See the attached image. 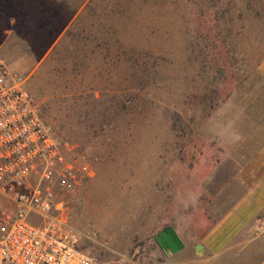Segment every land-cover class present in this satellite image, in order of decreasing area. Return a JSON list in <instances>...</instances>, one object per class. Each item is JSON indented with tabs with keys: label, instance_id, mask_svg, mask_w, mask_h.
Instances as JSON below:
<instances>
[{
	"label": "rangeland",
	"instance_id": "rangeland-1",
	"mask_svg": "<svg viewBox=\"0 0 264 264\" xmlns=\"http://www.w3.org/2000/svg\"><path fill=\"white\" fill-rule=\"evenodd\" d=\"M263 57L264 0H0V63L73 168L49 188L94 264L260 259L262 216L199 251L258 146ZM167 227L175 254L156 241Z\"/></svg>",
	"mask_w": 264,
	"mask_h": 264
},
{
	"label": "built area",
	"instance_id": "built-area-1",
	"mask_svg": "<svg viewBox=\"0 0 264 264\" xmlns=\"http://www.w3.org/2000/svg\"><path fill=\"white\" fill-rule=\"evenodd\" d=\"M25 84L0 63V264H94L49 188L55 178H73V168Z\"/></svg>",
	"mask_w": 264,
	"mask_h": 264
},
{
	"label": "crops",
	"instance_id": "crops-1",
	"mask_svg": "<svg viewBox=\"0 0 264 264\" xmlns=\"http://www.w3.org/2000/svg\"><path fill=\"white\" fill-rule=\"evenodd\" d=\"M256 71L263 81L262 116L255 118L257 120H250V122L254 124L258 122L256 126L254 125L256 129L254 135L259 140L258 146L234 175L241 194L228 211L201 238L200 255L203 250L213 255H219L228 249L229 244L248 224L254 220H261L257 218L258 216H262L264 221V57L258 64ZM174 233L182 246V240L178 233L176 231ZM168 264H203V260L202 258L169 260ZM255 264H264V251Z\"/></svg>",
	"mask_w": 264,
	"mask_h": 264
},
{
	"label": "water",
	"instance_id": "water-1",
	"mask_svg": "<svg viewBox=\"0 0 264 264\" xmlns=\"http://www.w3.org/2000/svg\"><path fill=\"white\" fill-rule=\"evenodd\" d=\"M156 241L161 247L168 249L172 254L177 253L182 248L171 227L158 234Z\"/></svg>",
	"mask_w": 264,
	"mask_h": 264
},
{
	"label": "flooded vegetation",
	"instance_id": "flooded-vegetation-1",
	"mask_svg": "<svg viewBox=\"0 0 264 264\" xmlns=\"http://www.w3.org/2000/svg\"><path fill=\"white\" fill-rule=\"evenodd\" d=\"M165 230H166V228H165L164 230H162L161 232H163V231H165ZM161 232H160V233H161ZM162 248H163V247H162Z\"/></svg>",
	"mask_w": 264,
	"mask_h": 264
},
{
	"label": "trees",
	"instance_id": "trees-1",
	"mask_svg": "<svg viewBox=\"0 0 264 264\" xmlns=\"http://www.w3.org/2000/svg\"><path fill=\"white\" fill-rule=\"evenodd\" d=\"M168 228H170V227H167L166 229H168Z\"/></svg>",
	"mask_w": 264,
	"mask_h": 264
}]
</instances>
